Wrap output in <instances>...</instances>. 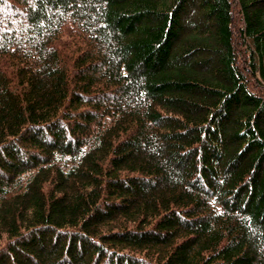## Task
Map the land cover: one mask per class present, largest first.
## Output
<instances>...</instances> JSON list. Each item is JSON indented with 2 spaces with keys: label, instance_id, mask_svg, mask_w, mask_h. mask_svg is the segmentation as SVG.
Masks as SVG:
<instances>
[{
  "label": "trees",
  "instance_id": "1",
  "mask_svg": "<svg viewBox=\"0 0 264 264\" xmlns=\"http://www.w3.org/2000/svg\"><path fill=\"white\" fill-rule=\"evenodd\" d=\"M0 264H264V0H0Z\"/></svg>",
  "mask_w": 264,
  "mask_h": 264
},
{
  "label": "rangeland",
  "instance_id": "2",
  "mask_svg": "<svg viewBox=\"0 0 264 264\" xmlns=\"http://www.w3.org/2000/svg\"><path fill=\"white\" fill-rule=\"evenodd\" d=\"M191 12V11H190Z\"/></svg>",
  "mask_w": 264,
  "mask_h": 264
}]
</instances>
